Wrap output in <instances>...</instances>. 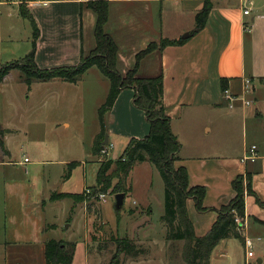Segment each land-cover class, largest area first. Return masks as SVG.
<instances>
[{"label": "crops", "instance_id": "0c3cea01", "mask_svg": "<svg viewBox=\"0 0 264 264\" xmlns=\"http://www.w3.org/2000/svg\"><path fill=\"white\" fill-rule=\"evenodd\" d=\"M87 1L36 0L28 4L39 28L35 53L39 69L76 67L83 56L94 51L96 15L87 7ZM205 1L109 0L105 31L118 46V70L123 75L135 67L137 55L150 44H160L165 39L184 40L183 44L145 56L138 75L163 77L165 112L181 144L176 166L187 169L191 187H205L203 207L207 212H198L194 201H188L189 217L197 236L206 235L216 222L218 214L211 209L219 210L235 198L233 181L238 176L250 175L255 195L245 198L241 232L244 238H249L252 219L264 224V206L258 203V200L264 203V4L257 6L255 0H211L213 7L206 26L195 32L196 15ZM0 6L17 7L15 14H19L18 0H0ZM245 10L250 11L249 15H245ZM186 34L191 36L183 38ZM96 69L90 68L84 76L94 74L105 87L96 101L99 110L108 98L111 84L98 77ZM223 79L227 80V90L238 99L233 108L225 98ZM247 81L251 82L249 88ZM82 82L83 79L73 85ZM44 84H57V80ZM134 99L135 90H123L106 120L109 144L113 149H121L122 155L132 139H144L150 132L146 115L135 107ZM100 132L101 127L97 136ZM2 140L4 149L0 150L10 155L6 136ZM252 146L258 149L257 160L244 161ZM71 164L78 165L69 170ZM82 165L67 164L61 174L64 186L60 192H52L51 201L54 193L77 195L89 188L82 182ZM1 166L10 164L0 162ZM3 182L9 190L11 185L5 178ZM128 188L133 190L130 184ZM22 200L25 202V197ZM191 203L197 220L190 211ZM23 214L29 219L35 216L36 221L32 218L26 225L31 228L21 225L7 229L1 242L5 264H46V243L57 240L46 234L48 228L38 213ZM203 226L206 232L201 235L199 228ZM87 254V242H76L72 264H89Z\"/></svg>", "mask_w": 264, "mask_h": 264}, {"label": "rangeland", "instance_id": "374dc122", "mask_svg": "<svg viewBox=\"0 0 264 264\" xmlns=\"http://www.w3.org/2000/svg\"><path fill=\"white\" fill-rule=\"evenodd\" d=\"M255 2L257 6L264 4V0ZM15 9L0 6V67L22 61L32 50L31 23L22 19L20 13L15 14ZM82 79L80 85L57 80V84L34 83L29 87L23 83L20 72L14 70L0 83L1 139L6 136L5 145L10 151L6 155L0 150V162L10 164L0 167V264H5L1 242L7 229L25 227L32 218L36 221L35 216L29 219L23 213H38L50 238L65 243L86 241L89 264H111L116 237L130 238L146 251L139 258L120 255L121 264H186L184 242L166 240L167 230L162 221L165 185L155 166H135L128 180L133 190L127 193L120 211L115 208L116 195L120 194L118 180L106 192L96 193L100 162L117 161L122 153L114 148L108 157L94 154L101 127V108L97 109L96 101L105 87L94 74ZM71 162L83 164L82 182L89 187L82 193L85 201L76 197L59 199L57 193L51 201L52 192L63 188L61 174ZM4 178L11 185L9 190L4 186ZM103 194L105 202L100 198ZM64 199L67 200L61 201ZM190 211L197 220L193 207ZM205 230V226L199 228L200 234H205ZM241 236L243 240H223L212 253V264H264V224L252 219L248 228V237L254 241L252 259L247 258Z\"/></svg>", "mask_w": 264, "mask_h": 264}, {"label": "trees", "instance_id": "16d2710c", "mask_svg": "<svg viewBox=\"0 0 264 264\" xmlns=\"http://www.w3.org/2000/svg\"><path fill=\"white\" fill-rule=\"evenodd\" d=\"M18 1L20 16L29 21L33 29L32 50L22 61L0 67V83L16 70L20 72L23 83L29 87L36 82L47 83L55 80L77 84L90 68L97 67L111 84L107 101L100 109L101 132L94 143V154L97 156H101V151L104 149L103 143L107 134L105 116L111 111L123 90H135L134 105L145 113L150 124L148 136L144 139H132L117 161L105 159L100 162L96 193L106 192L112 187L113 181L118 180L116 187L120 193L127 195L130 190L128 180L134 167L140 163H150L159 171L165 185V215L162 221L167 230L166 240L184 242L183 258L186 264H211L212 253L223 240L232 238L243 240L235 219L236 217L243 219L244 224L245 198L247 195H255L251 187L250 175L238 176L233 181L235 198L228 206H223L220 210L211 209L218 214L216 222L206 235L197 236L189 217L188 201H194L198 212H207L208 209L203 207L205 187H191L187 169L176 166L180 161L181 144L173 133L171 119L165 112L163 77L141 78L138 75L140 62L145 56L155 50H164L168 46L183 44L184 40L165 39L159 45L151 44L137 55L135 67L123 75L118 70V46L105 31L109 20V0H88L87 7L96 15L94 51L87 57L83 56L76 67L41 70L35 62L39 28L28 8V4L36 0ZM212 7V1L206 0L203 9L196 15L195 32L205 28ZM226 83L227 80L223 79V91L227 90ZM1 135L2 127L0 126V147L4 148ZM77 165L71 164L69 170ZM68 197L82 199L81 202L85 201L82 194L58 195L59 199ZM258 203L264 206V203L259 200ZM113 240L116 244V252L111 264H121L120 255L139 258L146 254V251L130 238L116 237ZM75 249L76 243L48 241L46 264H72Z\"/></svg>", "mask_w": 264, "mask_h": 264}, {"label": "built area", "instance_id": "2783aa9c", "mask_svg": "<svg viewBox=\"0 0 264 264\" xmlns=\"http://www.w3.org/2000/svg\"><path fill=\"white\" fill-rule=\"evenodd\" d=\"M249 13H250L249 10H245V15H249ZM246 83H247V87L249 88L251 82L247 81ZM224 94H225V98L229 101L230 107L233 108L235 101H237L238 99L235 96H233L228 90L224 91ZM245 103L248 106L251 105V102H245ZM112 149H113L112 144H109L108 146H104V149H102V151H101V156L102 157H108L109 153ZM258 154H259V152H258V149L256 146L250 147L247 151V155H246L244 161L255 162L258 158ZM27 161H28V159H25V162H27ZM100 198H101V200L104 199V202L106 201L104 194L100 195ZM235 222L238 225L239 232L241 233L243 231V228H244L243 219L236 217ZM253 245H254V241L252 239L247 238V237L244 238V246H245L246 255L248 258L254 256Z\"/></svg>", "mask_w": 264, "mask_h": 264}, {"label": "water", "instance_id": "95a60500", "mask_svg": "<svg viewBox=\"0 0 264 264\" xmlns=\"http://www.w3.org/2000/svg\"><path fill=\"white\" fill-rule=\"evenodd\" d=\"M190 36H191V34H186L183 38H188ZM108 145H109V139H108V135H106L104 143H103V146H108ZM125 198H126V195L123 194V193H120V194L116 195L115 208H116L117 211L122 210V208L124 206Z\"/></svg>", "mask_w": 264, "mask_h": 264}]
</instances>
